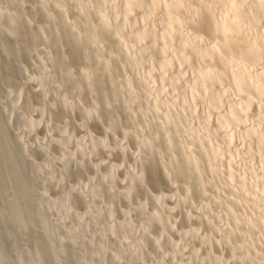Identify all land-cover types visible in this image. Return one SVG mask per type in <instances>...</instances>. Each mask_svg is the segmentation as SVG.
Segmentation results:
<instances>
[{"label": "clouds", "instance_id": "9594fccd", "mask_svg": "<svg viewBox=\"0 0 264 264\" xmlns=\"http://www.w3.org/2000/svg\"><path fill=\"white\" fill-rule=\"evenodd\" d=\"M179 2L183 19L141 26L121 19V0H43L44 22L9 30V122L19 111L30 133L44 126L47 105L22 107L30 85L68 115L60 138L48 120L35 142L62 146L59 173L13 160L27 180L0 264H264V0ZM74 167L87 179L69 181Z\"/></svg>", "mask_w": 264, "mask_h": 264}, {"label": "rangeland", "instance_id": "374dc122", "mask_svg": "<svg viewBox=\"0 0 264 264\" xmlns=\"http://www.w3.org/2000/svg\"><path fill=\"white\" fill-rule=\"evenodd\" d=\"M153 1L158 3L159 0H139L136 1V8L134 9V14L141 17L143 14L148 13L149 9H152L150 6L146 8V3L150 4ZM122 3V0H121ZM54 8V5H52ZM159 9V21L164 20L165 8L156 6ZM147 10V11H146ZM126 12L125 14L123 12ZM217 15H222L220 11L215 10ZM121 19L126 14L128 15V9L124 6L121 8ZM31 18L37 20L38 22H44L46 20V13L43 7V0H0V242L3 243L6 252H10L12 245L13 234L16 233L18 229V224L9 214V209L11 207L12 201L10 197L15 193H19L22 190V187L27 180V173L20 172L17 170L13 160H20L21 162H26L28 167L32 171L38 170L45 163H54L55 157L60 155L63 151L62 146L52 142V137L48 138V143L51 145V151L46 152L44 147L40 143L36 142V137L39 135L41 138L47 136L48 133V120L52 121L51 129L53 135L57 138L61 137V133L64 128V118L68 115L62 106L58 102L57 109H52L50 106V101L43 100V93L33 91L34 85H30L25 92V99L23 104L24 111L31 112L32 108L35 106H48V114L44 116L45 124L43 127L37 129L35 134L30 133L28 130L24 129V124L26 121L21 120V113L18 111L16 118L11 123L9 122V114L5 112V107L11 108V101L8 100V93L5 84L8 83L7 77L17 74V66L15 64V57L12 60H9V57L5 54V47L10 51H14L16 41L11 35H9V30L17 29H26L27 20ZM141 20V19H140ZM150 19L146 23H154L158 20ZM144 21L130 22L133 25H143ZM148 23V24H149ZM159 27V23H157ZM27 59V56H25ZM36 119H40L42 113L37 112ZM82 118L81 113H77V116L70 121V131H74L77 136L82 134L81 129L77 124V120ZM92 130L98 135L103 134V129L99 123H93L91 125ZM25 137L29 142L28 153H24V144L21 141V137ZM66 141L67 137H63ZM35 143L33 147L32 144ZM47 147V145H45ZM107 154L101 152L100 156L104 157ZM35 159H32V157ZM116 161L121 159V155L117 152L114 156ZM62 165L58 161H55V168L57 173ZM104 170H107L105 166ZM88 171L91 172V167L88 168ZM83 177L87 179V176L84 175V171L80 169L71 170L68 177L69 181L75 182L78 178ZM51 187L53 188L52 196H60L63 198L66 190L68 189L67 184L60 187L56 190L55 182H52ZM73 196H78V193H73ZM69 194V199H70Z\"/></svg>", "mask_w": 264, "mask_h": 264}, {"label": "bare ground", "instance_id": "6f19581e", "mask_svg": "<svg viewBox=\"0 0 264 264\" xmlns=\"http://www.w3.org/2000/svg\"><path fill=\"white\" fill-rule=\"evenodd\" d=\"M136 1L139 0H122V4L125 5V7L128 9L129 14L123 16L122 18L127 20L128 23L130 22H139V21H144V23L148 21H150V19L153 20H158L160 15L158 14L160 11L158 10L159 8L156 6H159L158 3H156L155 1H153L152 3L148 4L146 3V8L148 9V7L150 6L152 9L148 10V13L143 14L141 17L136 16V14H134V9L136 8V6H138V4L136 5ZM148 6V7H147ZM187 5H182L179 0H177V2L175 3V6L169 9H165V13L164 14V19L167 17H180L181 19H183L185 16L189 15V12L186 10ZM215 10L220 11V13L222 14L217 15ZM147 11V10H146ZM124 14L126 13L125 11L123 12ZM208 16L209 19H215L216 21L220 22L221 25H223V19L226 17V10L223 8L222 5L219 4H210V6L207 8L206 12L204 13ZM141 19V20H140ZM151 20V21H153ZM149 23V22H148ZM150 24V23H149Z\"/></svg>", "mask_w": 264, "mask_h": 264}]
</instances>
